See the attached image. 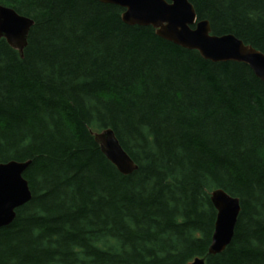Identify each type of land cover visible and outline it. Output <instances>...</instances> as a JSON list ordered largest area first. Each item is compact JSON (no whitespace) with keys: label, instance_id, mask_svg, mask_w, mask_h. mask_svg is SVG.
<instances>
[{"label":"trees","instance_id":"trees-1","mask_svg":"<svg viewBox=\"0 0 264 264\" xmlns=\"http://www.w3.org/2000/svg\"><path fill=\"white\" fill-rule=\"evenodd\" d=\"M212 34L264 53V0H189ZM29 17L23 56L0 38V162L29 161L31 198L0 228V264H264V81L211 62L98 0H0ZM111 129L120 173L92 133ZM239 199L208 247L210 192Z\"/></svg>","mask_w":264,"mask_h":264},{"label":"water","instance_id":"water-1","mask_svg":"<svg viewBox=\"0 0 264 264\" xmlns=\"http://www.w3.org/2000/svg\"><path fill=\"white\" fill-rule=\"evenodd\" d=\"M122 8L121 20L128 25L151 26L156 35L186 49L196 50L211 62L234 61L248 65L254 75L264 81V53L244 43L233 34H212L207 19L197 20L189 0H98ZM33 20L0 4V38L23 56ZM106 159L124 174L136 165L123 150L111 129L92 133ZM29 161L0 162V228L10 224L15 210L31 198L23 173ZM210 201L216 210L208 253L222 252L230 243L240 211L239 199L215 188ZM188 264H205L197 257Z\"/></svg>","mask_w":264,"mask_h":264}]
</instances>
